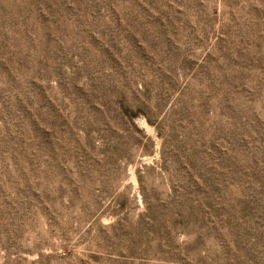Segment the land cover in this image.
Instances as JSON below:
<instances>
[{
  "label": "rangeland",
  "instance_id": "rangeland-1",
  "mask_svg": "<svg viewBox=\"0 0 264 264\" xmlns=\"http://www.w3.org/2000/svg\"><path fill=\"white\" fill-rule=\"evenodd\" d=\"M0 264H264V0H0Z\"/></svg>",
  "mask_w": 264,
  "mask_h": 264
}]
</instances>
